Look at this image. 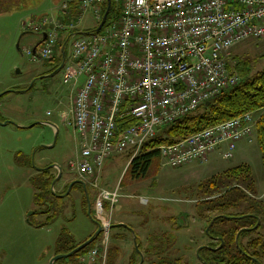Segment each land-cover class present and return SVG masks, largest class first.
Returning <instances> with one entry per match:
<instances>
[{"label": "built area", "instance_id": "built-area-1", "mask_svg": "<svg viewBox=\"0 0 264 264\" xmlns=\"http://www.w3.org/2000/svg\"><path fill=\"white\" fill-rule=\"evenodd\" d=\"M58 1L55 7L63 17L20 20L22 30L46 33L42 44L34 51L25 47L22 54L31 62L50 60L61 34L68 35L71 52L64 59L61 81L71 99L62 120L78 137L68 168L113 206L118 188L97 183L104 162L126 149H132L130 160L140 155L159 127L239 82L227 59L238 43L264 37V0H115L116 14L88 34L75 32L82 30L89 9L101 22L105 0ZM72 4L75 17L69 13ZM127 118L134 122L120 131L118 120ZM254 124L253 113L245 112L161 144L160 163L178 167L206 162L222 146L223 158L230 159L236 141L252 140ZM107 245L108 232L101 247L90 248L79 261L105 264Z\"/></svg>", "mask_w": 264, "mask_h": 264}, {"label": "rangeland", "instance_id": "rangeland-1", "mask_svg": "<svg viewBox=\"0 0 264 264\" xmlns=\"http://www.w3.org/2000/svg\"><path fill=\"white\" fill-rule=\"evenodd\" d=\"M58 2L31 0L25 8L0 14V93L10 90L0 96V264H48L55 255V243L63 229L75 241H80L96 229L95 220L102 225H128V228L109 229L108 247H116L118 253L108 259V264H130L134 256L139 262V254L132 253L134 236L141 242L143 264L155 260L153 250L162 241L168 244L169 239L174 243L167 248L169 252L165 257H179L186 264H201L197 249L209 243L210 238L204 233L207 221L195 209V204L206 195L198 190V185L229 167L248 163L255 181V197L264 201V172L256 137L250 141H236L230 159L223 158L222 146L206 162L193 161L178 167L160 163L152 173L139 180H132L125 174L132 149L116 152L104 162L97 183L110 190L117 187L118 201L113 206H104L99 189L89 186L90 215L86 214L79 188L72 189L68 195L60 194L62 185L73 177L68 163L76 155L75 141L78 140L62 120L71 99L68 97L70 89L61 81L63 67L50 76L34 80L54 62H31L22 54L23 48L35 45L41 36L38 31L24 32L20 20L30 15L31 20L42 15H56ZM26 13L29 16H25ZM91 16L89 9L80 29L90 25ZM65 39L62 33L60 42L64 43ZM59 47L58 44L55 49L57 54L61 51ZM64 48L69 56L70 42H65ZM239 60L247 62L253 72L261 69L264 37L235 45L227 62L233 67ZM47 111L51 114L47 115ZM53 164L55 166L50 169L55 176L60 169V177L52 188L55 195L44 193V200L53 202L52 208L50 212L40 213L47 205L35 203L31 178L37 179L42 172L40 168ZM37 192L41 193L40 189ZM54 211L57 215L48 220ZM177 221L182 223L178 229ZM262 221L264 225V218ZM230 223L225 220L222 225ZM105 231L99 234L95 246L103 244ZM260 232L264 234V228ZM73 258L69 256L64 260L70 262Z\"/></svg>", "mask_w": 264, "mask_h": 264}, {"label": "trees", "instance_id": "trees-1", "mask_svg": "<svg viewBox=\"0 0 264 264\" xmlns=\"http://www.w3.org/2000/svg\"><path fill=\"white\" fill-rule=\"evenodd\" d=\"M110 1L109 7L107 0L101 5L102 15L108 8L107 20L115 15L118 10V4H116L115 0ZM29 2L30 0H0V14L20 7L25 8L26 4ZM58 13L60 15L59 17H63V13ZM69 13L71 17H75L77 13L75 4L70 6ZM91 17L92 22L90 25L86 23V28L82 30L93 31L96 29L99 23L95 21L93 16ZM66 39L64 43L67 41ZM42 43L43 40L41 39L35 45L39 46ZM64 43L60 42L61 51H59L58 54L55 53L54 57L48 60L54 62V65L50 67V71L59 68L63 60V52L65 59L66 51ZM246 63L247 62L239 60L235 62L233 67L229 66V64L227 65L230 72L237 73L240 77L237 84L223 90L219 95L207 101L208 105H206L205 102L194 111L175 119L169 124L159 127L156 134L143 143L141 147L142 153L129 161L126 166L125 174L132 180L145 178L160 165V156L157 149L159 145L174 143L206 127L239 116L245 112H252L255 117L254 132L260 148L261 164L264 172V66L253 72L251 67ZM133 122L134 120L128 118L123 121L118 120V128L121 131V129ZM40 171H42L41 175H39L37 179H35V177L31 178L35 189L34 201L37 205L45 202L47 209L40 213H47L50 212L53 202L44 200V193L53 196L54 192L51 184L55 178V174L51 172L50 167L46 169L40 168ZM198 187V190L206 195L203 197V200L195 204L196 211L207 223L211 221L210 212H216L212 224L209 227L206 226V228L208 227V232H205V234L220 236L216 243H212L213 245H217L215 247L216 249L213 250L205 246L197 249L198 258L202 260L201 264H264V234L260 232V230L264 228L262 221L264 218V201L255 197V181L251 166L248 163H241L229 167L212 175L210 178L200 183ZM37 189H40L41 193L37 192ZM250 194L253 195V197ZM211 196L214 198L207 199ZM84 200V210L86 214L90 215V211L88 213V205L86 204V194ZM104 206H107L106 202H104ZM232 210L239 211L234 212ZM51 213L52 214L47 217L48 220L57 215L55 211ZM204 213L206 214L204 215ZM227 215L231 217H227ZM225 220H229L231 223L223 226L222 223L225 222ZM177 223L178 226H176V228L178 229L181 227L182 223L178 221ZM119 226L128 228V225H116L115 227ZM239 230L240 232L238 233ZM93 232L83 240L75 241L73 237L63 229L55 243V254L71 251L89 238ZM135 237L138 248L141 250V242L138 240L137 236ZM170 238L173 237L170 236ZM95 240L85 248L71 255L74 256V258L70 260V262H65L64 258H61L53 264H83L79 261V257L95 246ZM173 243V239H169L168 244L162 241L161 244L158 245V248L155 247V250H153L152 254L155 260H149L148 264H186L182 262V259L179 257L167 258L164 256L169 252L167 248L171 247ZM164 244L165 246H163ZM160 246H163V248H160ZM106 253V263L108 264V259L114 257L118 251L116 247L110 246L107 248ZM132 253L134 255L138 252L133 248ZM134 257L130 261V264H136L137 260H135Z\"/></svg>", "mask_w": 264, "mask_h": 264}, {"label": "water", "instance_id": "water-1", "mask_svg": "<svg viewBox=\"0 0 264 264\" xmlns=\"http://www.w3.org/2000/svg\"><path fill=\"white\" fill-rule=\"evenodd\" d=\"M107 2H108V7H109L111 1H110V0H107ZM107 14H108V8H107L106 11L104 12L103 17H102V20H101V22L99 23V25L96 27L95 31H98V30L102 27V25H103L104 22L106 21ZM23 33H24V32H23ZM88 33H89V31H84V30H78V31L75 32V34H88ZM45 36H46V33L44 32V33H43V39L45 38ZM66 40L68 41V37H67ZM67 41H66V42H67ZM16 47H17V48L19 47V44H18V43H16ZM35 48H36V47H35ZM35 48L33 49V51L35 50ZM63 63H64V52H63V60H62V62H61V64H60L59 68L53 70V72L50 73V74L47 75V76H50V75L56 73V72H57V71L63 66ZM8 91H10V90H7V91H3V92H1V93H0V96H1L2 94H4V93L8 92ZM205 104L208 105V102H206ZM7 122H8V121L3 122V124H6ZM32 125H33V124H31L30 126H32ZM51 125H52V124H51ZM54 166H55V165L53 164V165L50 166V168H52V167H54ZM46 168H49V167H45V169H46ZM59 177H60V169H59V173H58V175H56L55 178H54L53 181H52V184H51V185H52V188H53L54 183L57 181V179H58ZM72 184H73V182L70 183L68 189L71 188V185H72ZM68 191H69V190H67V191L64 193V195H66V194L68 193ZM88 213H89V209H88ZM95 222H96V224H97V227H96L95 231L93 232V234H92L89 238H87L84 242L80 243L78 246H76L75 248H73L71 251H69V252H67V253H59V254H55L53 257H51V259L49 260L48 264H53V263H54L55 261H57L58 259L66 258V257H69V256H71V255L77 253V252L80 251L81 249H83V248H85L86 246H88L89 244H91V243H92V242H93V241L99 236V234H100L103 230H107V229L113 228V227H115L116 225H125V224H123V223H116V224H110V225H102V224L99 223L98 221H95ZM125 226H126V225H125ZM207 230H208V227L206 228V231H207ZM239 232H240V230L238 231V233H239ZM237 236H238V234H237ZM236 241H237V237H236ZM134 247H135V249H136V251L138 252L139 257H140L139 262H137L136 264H142V262H143V255H142V253L140 252V250H139V248H138V245H137V241H136L135 236H134ZM197 254H198V252H197Z\"/></svg>", "mask_w": 264, "mask_h": 264}, {"label": "flooded vegetation", "instance_id": "flooded-vegetation-1", "mask_svg": "<svg viewBox=\"0 0 264 264\" xmlns=\"http://www.w3.org/2000/svg\"><path fill=\"white\" fill-rule=\"evenodd\" d=\"M42 65H45L46 63H44V62H42L41 63ZM62 68V67H61ZM60 68V69H61ZM53 71H50V68H48V70H44V71H40L33 79L35 80L36 78H45V77H47V75H49L50 73H52ZM45 168V167H44ZM69 172H71L70 170H69ZM72 173V172H71ZM73 174V173H72ZM71 182H73V184L71 185V188L70 189H68L69 188V185H70V183ZM89 186L90 185H88L87 184V182H85V181H83V180H81V179H79V178H77L74 174H73V177H71V178H69L68 180H67V182L66 183H64L63 185H62V190L60 191V194L62 195V194H64L67 190H69L68 191V193H67V195L71 192V190L72 189H74V188H79V192H80V196H81V203H82V205H83V201H85L84 200V196H85V194H86V204L89 206V208H90V188H89ZM212 198H214L213 196H211L210 198H207V199H212ZM201 200H203V199H201ZM200 200V201H201ZM88 208V209H89ZM199 214V213H198ZM206 213H204V215H205ZM210 215H211V221L208 223V227L212 224V222H213V220H214V218H215V216H216V212H210ZM231 217L230 215H227V217ZM201 217V216H200ZM232 217H235V216H232ZM205 232L207 233L208 232V230L206 231V229H205ZM204 232V233H205ZM207 235V234H206ZM209 238H210V242L209 243H207V244H202V245H200L198 248H201V247H203V246H205V247H208V248H210V249H216L215 247L217 246V245H213L214 243H216L218 240H219V238H220V236L219 235H215V234H208L207 235ZM213 243V244H212ZM200 262L202 263V260H200Z\"/></svg>", "mask_w": 264, "mask_h": 264}, {"label": "crops", "instance_id": "crops-1", "mask_svg": "<svg viewBox=\"0 0 264 264\" xmlns=\"http://www.w3.org/2000/svg\"><path fill=\"white\" fill-rule=\"evenodd\" d=\"M31 1V0H30ZM35 2V1H34ZM25 16H29L27 13L25 14ZM25 16H23V17H25ZM31 16V15H30ZM55 16H57V17H59L60 15H59V13L57 12V14L55 15ZM23 19V18H22ZM39 34H40V36H41V38H40V40L42 39L43 40V34L42 33H40V32H38ZM22 35V34H21ZM34 46V45H33ZM53 126V125H52ZM214 152H216V151H213L212 153H210L209 154V157L212 155V154H214ZM129 162V161H128Z\"/></svg>", "mask_w": 264, "mask_h": 264}]
</instances>
